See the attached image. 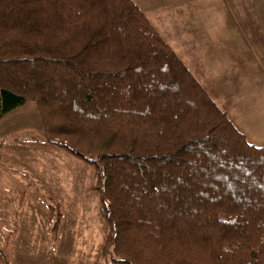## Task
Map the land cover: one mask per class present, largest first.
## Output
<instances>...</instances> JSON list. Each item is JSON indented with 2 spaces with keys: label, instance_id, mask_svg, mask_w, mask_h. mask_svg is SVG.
Listing matches in <instances>:
<instances>
[{
  "label": "trees",
  "instance_id": "16d2710c",
  "mask_svg": "<svg viewBox=\"0 0 264 264\" xmlns=\"http://www.w3.org/2000/svg\"><path fill=\"white\" fill-rule=\"evenodd\" d=\"M29 101L93 170L106 264H264V146L134 0H0V118Z\"/></svg>",
  "mask_w": 264,
  "mask_h": 264
},
{
  "label": "rangeland",
  "instance_id": "374dc122",
  "mask_svg": "<svg viewBox=\"0 0 264 264\" xmlns=\"http://www.w3.org/2000/svg\"><path fill=\"white\" fill-rule=\"evenodd\" d=\"M255 25L250 41L259 57L247 56L251 43L242 34L232 38L239 31L233 26L225 30L233 36H204L195 46L202 56L216 54L198 64L201 83L248 141L264 146V80L245 77L258 75L264 60V25ZM188 40L193 44L195 38ZM9 116L11 123H3ZM43 138L33 102L0 118V252L8 264H106L100 255L104 222L89 191L93 170ZM51 203H58L62 214L56 232L49 221Z\"/></svg>",
  "mask_w": 264,
  "mask_h": 264
},
{
  "label": "crops",
  "instance_id": "0c3cea01",
  "mask_svg": "<svg viewBox=\"0 0 264 264\" xmlns=\"http://www.w3.org/2000/svg\"><path fill=\"white\" fill-rule=\"evenodd\" d=\"M134 1L144 12L151 25L174 50V52L179 56L185 66L191 71V73L195 76V78L199 81V83L204 87L206 91V82H204V84L201 83V80H205L204 75L201 72V68L198 64L201 62L205 63L207 57L210 58L211 56L215 58L216 54L213 53L211 55L204 56L199 54L198 46L196 47L195 45L202 42V37L214 34L220 35L221 33L223 37L221 36L220 38L233 36V34H226L225 31L233 26L236 27V29L239 31H234V36L232 38L241 37L242 34L243 37L248 39L249 43H251L250 38L253 36L250 35L252 34L251 30H253L254 26H256L255 22H257L262 27L264 25V0ZM160 22H165L168 24ZM167 28H171L173 30V35H164V32H166ZM192 31L195 32L194 35H189L192 34ZM173 36H175L177 40L171 39ZM191 36H194L195 38L193 44H189L191 40L188 39ZM249 53H251V59L252 57L260 56V50L254 44V42L251 43V52L247 50V56L249 55ZM258 70L259 74L261 73L260 76L258 74L255 77L250 75H246L245 77L249 81H263V59L260 61ZM256 77L261 78L258 79ZM207 93L210 95L208 91ZM210 97L213 99L211 95ZM11 119L12 116H9L5 118V120H3V123H11ZM232 121L235 123L234 120Z\"/></svg>",
  "mask_w": 264,
  "mask_h": 264
}]
</instances>
